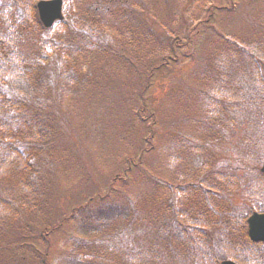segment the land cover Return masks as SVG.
Returning <instances> with one entry per match:
<instances>
[{
	"label": "rangeland",
	"instance_id": "rangeland-1",
	"mask_svg": "<svg viewBox=\"0 0 264 264\" xmlns=\"http://www.w3.org/2000/svg\"><path fill=\"white\" fill-rule=\"evenodd\" d=\"M12 5L13 0H0V6L6 8L0 16V38L4 40V44L0 42V53L5 42L20 43L18 50L29 63L22 66L26 75L34 82L46 79L41 82L43 85L47 81V86L38 87L37 83L32 92V98L40 101L38 109L36 105L27 109L47 114L54 129L50 138L59 141L57 152L50 150L49 154H54L44 160L43 170L49 177L43 187V206L40 211L29 214L35 225L32 231L37 234L45 220H54L56 224L63 212L66 216L71 212L73 203L81 204V200L94 197L97 192L105 195L113 177L118 178L127 166L126 158L140 157L136 153L142 145L141 138L149 136L147 127L137 116L140 107L146 106L150 114L154 106L159 111V122L154 127L159 129L160 137L157 142L152 139L150 148H143L141 152L147 171L132 170L127 178L132 185L125 184V177L124 184L114 186L109 196L101 201L103 206H125V217L110 222L107 230L90 237H80L74 233L75 228L65 225L50 241H36L37 251L30 253L17 246L12 251H4L2 247L0 264H19L13 261L25 256L21 264H40L41 251L49 243L48 264H67L71 259L87 264H199L195 258L198 252L193 255L195 246L169 233L175 224L192 228L190 234L203 239L202 247L196 250H205L212 259L207 260L209 264H219L213 248L216 251L225 249L223 245L218 246V236L227 235L228 229L230 234L237 231L231 216L240 215L238 208L244 201L252 208L262 206L252 198L250 191L254 188L253 177L256 178L254 170L264 163V149H260V142L253 141L260 154L253 158V151L243 142L249 140L248 127L254 129V134L264 129V89L250 83L256 76L253 65L246 58L231 56L228 48H221L223 55L229 54L227 62L220 63L216 56L212 58L215 45L212 29L202 36L199 32L192 37L196 43L193 52L189 47L177 51L181 62L170 72L162 69L152 74L151 68L165 57V49L171 50L170 44L159 41L161 36H153V33L172 32L181 35L184 43L185 24L192 28L207 19L211 8L223 6L224 9L212 11L215 31L247 42L252 54L264 62V0H64V21L45 31L40 23H35L39 20L31 1H25V5L32 12L27 15L23 12V19L14 18L16 21L8 15ZM136 13L149 14L151 36L134 26ZM142 18L139 17L141 22ZM79 28L85 33L82 41L90 45L82 47L83 44L78 43ZM39 60H44V65H36ZM182 66L185 68L178 71ZM41 67L45 74H41ZM206 69L214 82L224 81L231 91L242 97L240 93L245 89V95L254 94L255 101L259 98V107L256 103L247 104L246 98L244 101L255 113L253 124L236 125L237 133L232 134L231 124L225 127L226 122L211 121L207 127L199 121L207 107L197 101V94L203 89L199 75ZM63 74L64 79L71 74L75 78L66 84L62 81ZM154 117L156 119L155 113ZM196 128L199 129L196 135L208 140L211 148L206 152L208 143L204 145L205 141L201 140L204 142L201 155L199 149L193 152L194 144L180 139ZM162 129L164 136H161ZM263 138L256 140L263 141ZM178 147H184L183 155L175 153ZM176 155L178 166L173 161ZM202 162L209 167L201 168ZM209 168L213 170L212 175L202 177ZM222 170L224 179L220 177ZM227 172L236 174L241 181L247 177L245 184L230 182ZM200 180L212 182L209 186L218 188L228 198L213 195L208 202L202 199L201 191L192 187ZM257 180L263 181L262 178ZM194 224L195 228L190 227ZM199 228H206L213 240L209 241V233ZM218 230L220 233L216 234ZM70 231L73 232L70 234ZM225 242L226 248H230L228 239ZM0 243L6 245L1 240ZM249 258L247 264H264V257L261 263L258 254L251 253ZM222 259L226 258L219 257Z\"/></svg>",
	"mask_w": 264,
	"mask_h": 264
},
{
	"label": "trees",
	"instance_id": "trees-1",
	"mask_svg": "<svg viewBox=\"0 0 264 264\" xmlns=\"http://www.w3.org/2000/svg\"><path fill=\"white\" fill-rule=\"evenodd\" d=\"M233 4L234 3H232V5ZM222 7L223 6H216L215 8H211V13L207 17V19L198 22L197 24L193 25L192 28H190L189 25L185 24L184 29L186 34V42L184 43H182L181 35L172 34V32L168 33V31H164L159 33H153V36H161L159 41H164L170 44L171 50L165 49V57L160 63L155 64V66L151 68V73L153 74V72H159L162 69H166L170 72L175 64H179L181 62V60H178L179 54L177 53V51L189 47V50H192L193 52L196 43H194L192 37L196 36L199 32L202 36L205 32L208 33L210 32L209 30L212 29L211 34L214 38L213 43L215 42V45H213L214 51L212 58L215 56L216 58H220V63L228 61L229 54H227V56L223 55L221 48H228L227 50L229 53H231V56H240L241 58H246L248 63H251L253 65V71L256 76V80L252 76L253 78L250 80V83L252 85H258L260 90L264 89V62H262L260 58H256L252 54V49L250 48L248 43L246 42L245 44V41L241 42L238 39L232 37L230 38L226 34L215 31V28L212 24V11L213 9H224ZM225 9H227V7H225ZM5 10L6 8L0 6V16L4 14L3 11ZM8 10V15L13 21H16L14 18L17 17L19 19H23L24 13L27 15L28 13L30 14V12H32L28 11L27 6L25 5V0H13V5L10 6ZM139 17H144V19H141L142 22L140 21ZM150 19L151 18L147 13H136V17H134V20L136 21L133 24L136 28L138 27L137 29H139L142 33L146 32L148 33V36H151L152 30H150ZM35 23L40 22L35 20ZM40 28L43 29L42 27ZM200 28H202L201 31L199 30ZM42 31L45 30L43 29ZM78 35L80 39L78 43L81 42V45L83 44L82 47L85 44L90 45V43H85L82 41V39H84L85 33L80 28L78 30ZM0 40V42L4 44L3 38H0ZM219 40L221 42H219ZM222 41L225 43H223ZM20 47V43H14V41L9 40L5 42L4 50L0 53V240L6 243L5 246L3 245V243H0V248L5 247L3 248L4 251H12L15 249L14 246H17V249L22 248L25 252L27 251L28 253H30L32 251H37L36 241L40 242L39 240L41 239L47 241L49 239L50 241L51 236L54 235L56 232L61 231L62 227L65 225H68L72 229L75 228L76 232L74 233L78 234L80 237H90L92 235L107 230V228L111 226L110 222H113L116 219H120L126 216L127 208L125 206H117L113 204L103 206L101 205V201L103 202L104 199L109 196L107 194H109V192L113 189L114 186L119 183L124 184L125 177V184L128 186L132 185V182H128L127 180L128 174H130L132 170H147V168H145V158L144 156H142L141 152L145 148H150V141L152 139L157 142L158 138L160 137V135H158L159 129H155L157 121L159 122V111L156 110L155 106L151 108V111H154L152 114H150L149 110L145 109L146 106H142L138 109L137 116L139 117V121L144 125L145 128L147 127L149 136H147V134L146 136H143L141 138L142 145H140L139 147V152L136 153V155L140 154V157L128 156L126 158L127 166L122 170V174H120L118 178L116 176L113 177L114 179L112 180L108 190L105 192V195L97 192L95 193L96 195L94 197H83L84 201L81 200V204L76 203V205L73 203L74 207L72 208L71 212L67 216L64 215L65 212H63L61 214V219L56 224H53L54 220H45L43 224L40 225L43 226V228L36 234L34 231H32L35 225L29 219V214H34L35 212L40 211L41 207L43 206V187L46 185L47 178L49 177L47 174L44 173L43 170L44 160L54 154L53 153L52 155H50V150H53V152H57V150L55 149L59 141L56 142L53 140L52 137L50 138V135L53 134L54 129H52V125H50V120H48L49 117L47 116V114L44 116L41 115L38 110L33 112L27 109L29 107H34L35 105V108L38 109L40 101L32 98V92L36 89L35 84L38 83V87H45L47 86V81L42 85L41 81L46 79H39V82H34L33 78L28 77L26 75L27 73H25V70L22 66H24L25 63H28V60L27 58H25V55L23 53L21 54L18 50V48ZM217 47L220 48V50L217 49ZM201 51L202 50L200 49V52ZM209 57H211V52L209 54ZM43 61L44 60L37 61L36 65L40 63L44 65ZM50 67H53V64ZM22 68L25 74L22 72ZM46 68L48 69L49 67ZM184 68L185 67L182 66L178 71H181ZM40 69L42 70L41 74H45V69L42 67ZM73 75L74 74L68 75V77L64 79L65 75L63 74V76H61L63 79L62 81H64L65 83L67 82L66 84H68V81H72L71 79L75 78ZM199 79L203 83V89L198 92L197 101L207 105V107L202 111L200 115L201 119L197 120H199L201 123L206 124L207 127H209V122L211 121L218 122L219 120L221 123L226 122L227 124L225 125V127L231 124L229 128L232 127V134L237 133L236 125H238V127H241L244 126V124H253L255 122V120L253 119L255 113H252L251 110H249V106L244 103L246 98L247 104L249 103L250 105H254L256 103V107H259V103H257L259 98L257 99V101H255L252 97L254 94L247 96L245 95L246 90L242 89L240 93L243 95L242 97L241 95H239V93L231 91V89L228 88L224 81L220 82L219 80H216L214 82V80H212L211 78V72H209L208 69L204 70L199 75ZM28 80L31 82L28 83ZM48 82L50 81L48 80ZM241 102L243 106L242 109L240 108ZM216 108L217 110L214 111ZM154 113L156 115V119L154 117ZM188 118L192 119L190 116ZM192 120H194L195 122H199L196 120V118ZM163 126L164 125L162 124V127ZM249 128L253 132V135H251L252 132L249 131ZM253 130V128L248 127L249 140L246 143H243L246 145H249L250 143L249 146L250 149L254 152V155L259 156L257 152H255L257 146L255 145V143H253V141L256 143L260 142V149H264V138L263 141L256 140L257 138L264 136V129L255 132V134ZM191 131L192 132L190 134H186L183 136V138L180 139L190 141L192 144H194L193 152L196 149H199L198 154L200 155L202 154V150L200 148L203 147L202 143H204L203 141H205L204 145L208 143L209 146L206 152L209 151L211 148L208 140H203V138L199 137L198 134L196 135V133L199 132V129L196 128V130L194 129ZM164 135L165 130L162 129L161 136ZM184 151V147H178L175 153L179 152L183 155ZM206 152L205 155H208ZM262 152L264 154V151ZM190 153L191 151H189V154ZM176 157L177 155L173 160L174 164H177ZM199 163L201 166L200 161ZM207 164L208 163L206 162H202L201 168H206L208 166ZM208 171L209 172H207L205 176H207L208 174L209 176L212 175L213 170L209 168ZM214 174L216 175L217 173ZM228 174L231 175V182L235 183L237 181H241V178L236 174H231L227 172L226 175ZM203 175L204 173L202 174V176ZM222 175H225V172H223V170ZM255 176L256 178H253L255 180L256 188L253 191V195L255 196L254 198L257 200L258 203H264V177L256 174ZM257 178H262L263 181L261 182L257 180ZM134 183L137 184L136 182ZM209 184L205 180H200V182L192 184L193 188L195 187L197 190L201 191L202 199L207 200V202L209 196H213V194L215 196H219L221 193L218 188L217 190H215L211 188ZM162 186L166 185L162 184ZM193 190L195 191V189ZM221 197L226 199L225 194H222ZM244 203L247 202L244 201ZM250 210L251 209L249 208L246 215H239L237 217H233V223L235 224L234 227L237 231L232 232V234H230L228 229L226 231L227 235H225L224 233L221 235L218 241V246L223 245L225 249L216 251L215 248H213V252L216 258L215 260L217 262L220 257L230 258L236 260L241 264H247L251 259L249 258V255L251 253L252 255L258 254L259 257H264V243L252 244L248 241L247 236L245 234L246 218ZM170 221L174 224L176 223L175 219H172ZM201 222H203V220ZM190 227L195 228V224L190 225ZM189 230L193 229H189L181 224H175V228L171 229L169 233H173L176 238L186 241L189 246H195L193 255H195V252H198L195 258L198 259L199 264H209L207 260L210 257L206 254L205 250H196L202 247L203 239L201 237L199 239L193 237V235L190 234ZM199 230L201 232L206 231L207 234L209 233L206 228H199ZM72 232L73 231H70V234ZM66 233L69 234L67 231ZM30 235L33 236L32 239L29 238ZM208 238L209 241H211V238H213L212 235L210 237V233ZM225 239H228V241L230 242V248H226ZM258 247L263 248L261 250H256V248ZM49 249L50 243L45 248L46 251H41L40 264H48L47 257ZM236 253L239 256H235ZM24 260H26V256L17 261H13V263L21 264L24 262ZM210 260L212 259L210 258ZM67 264L87 263H82V261L71 259L67 260Z\"/></svg>",
	"mask_w": 264,
	"mask_h": 264
},
{
	"label": "water",
	"instance_id": "water-1",
	"mask_svg": "<svg viewBox=\"0 0 264 264\" xmlns=\"http://www.w3.org/2000/svg\"><path fill=\"white\" fill-rule=\"evenodd\" d=\"M37 10L43 26L49 28L55 21L62 20V0H42L37 3ZM264 173V165L261 168ZM248 236L254 241H264V214L254 213L247 221ZM221 264H235L223 261Z\"/></svg>",
	"mask_w": 264,
	"mask_h": 264
}]
</instances>
